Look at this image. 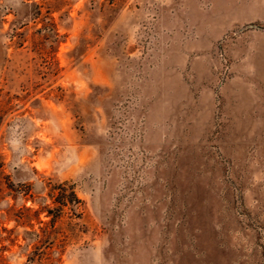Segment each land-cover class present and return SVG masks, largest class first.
Returning a JSON list of instances; mask_svg holds the SVG:
<instances>
[{
    "label": "rangeland",
    "instance_id": "obj_1",
    "mask_svg": "<svg viewBox=\"0 0 264 264\" xmlns=\"http://www.w3.org/2000/svg\"><path fill=\"white\" fill-rule=\"evenodd\" d=\"M0 264H264V0H0Z\"/></svg>",
    "mask_w": 264,
    "mask_h": 264
},
{
    "label": "trees",
    "instance_id": "obj_2",
    "mask_svg": "<svg viewBox=\"0 0 264 264\" xmlns=\"http://www.w3.org/2000/svg\"><path fill=\"white\" fill-rule=\"evenodd\" d=\"M71 195H72V197H73V199H74L75 201H78L77 198H76V196H75V194H74L73 192H71ZM47 213L49 214L50 212H47Z\"/></svg>",
    "mask_w": 264,
    "mask_h": 264
}]
</instances>
